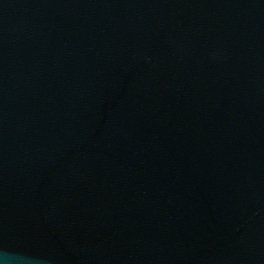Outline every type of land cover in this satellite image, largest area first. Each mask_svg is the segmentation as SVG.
<instances>
[{
	"label": "water",
	"instance_id": "1",
	"mask_svg": "<svg viewBox=\"0 0 264 264\" xmlns=\"http://www.w3.org/2000/svg\"><path fill=\"white\" fill-rule=\"evenodd\" d=\"M0 264H264V0H0Z\"/></svg>",
	"mask_w": 264,
	"mask_h": 264
}]
</instances>
